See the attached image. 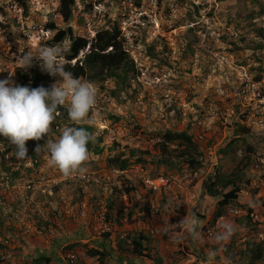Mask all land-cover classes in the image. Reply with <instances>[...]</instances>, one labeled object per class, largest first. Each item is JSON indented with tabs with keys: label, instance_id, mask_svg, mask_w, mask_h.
Instances as JSON below:
<instances>
[{
	"label": "rangeland",
	"instance_id": "rangeland-1",
	"mask_svg": "<svg viewBox=\"0 0 264 264\" xmlns=\"http://www.w3.org/2000/svg\"><path fill=\"white\" fill-rule=\"evenodd\" d=\"M75 3L66 24L58 13L59 0H28L27 13L12 0H0V79L12 75L16 83V69L22 67L18 58L28 51L37 56L54 34L44 28L49 21L90 38L117 24L138 74L126 90L116 89L111 80L91 83L97 102L83 122L102 139V153H89L83 172L64 176L48 166L46 155L29 151L27 142L28 158L11 159L15 146L3 141L9 153L0 147V264H32L41 256L49 257L50 264H69L70 251L77 256L74 264H97L87 251H102L97 244L102 241L109 250L104 264H153L133 256L129 245L119 252L118 241L139 231L149 234L150 251L164 264H230L229 258L247 264L239 251L251 239L264 241L263 232L252 230L264 231V39L256 37V30L264 28V15L258 16L264 0ZM54 124L50 140L58 139L64 128L57 130ZM237 125L250 130L246 140L255 150L247 169L249 185L241 190L240 206L230 205L223 218L209 225L216 200L205 194V185L219 165L224 170L234 166L219 160L217 150L233 138ZM166 131L191 134L202 149L204 167L190 171L152 165L157 134ZM131 149L148 152L142 154L145 167L132 164L124 172L105 168L107 156ZM241 156L238 150L235 157ZM78 174H86V180ZM143 175L167 178L168 188L148 191ZM114 197L120 225L105 220L110 231L105 241L107 232L97 237L95 228ZM231 209L241 214H231ZM248 209L253 211L249 219ZM187 214L197 219L201 238H191L179 224ZM225 220L237 230L218 246L214 235ZM207 230H212L210 237ZM214 248L215 257H209Z\"/></svg>",
	"mask_w": 264,
	"mask_h": 264
},
{
	"label": "trees",
	"instance_id": "trees-1",
	"mask_svg": "<svg viewBox=\"0 0 264 264\" xmlns=\"http://www.w3.org/2000/svg\"><path fill=\"white\" fill-rule=\"evenodd\" d=\"M17 6L27 13L28 0H12ZM222 1V0H216ZM75 0H59L58 13L64 23L68 24L72 18L73 9L75 8ZM264 15V9L261 8V17ZM46 31L53 32L52 37L46 42L45 46H56L62 49L63 55L60 57L66 71H71L76 78L86 80L90 83H104L107 80L114 81L116 89L126 90L130 86V80L138 74L135 63L124 46V37L120 27L113 24L112 27L97 31L93 37L77 35L68 25L66 28H59L53 21H49L44 26ZM256 37L264 39V28L260 27L256 30ZM257 49H261V45H257ZM16 84L21 86H31L33 88L44 86L53 79L47 72L41 70L38 63L33 62V67L26 70L23 67L16 69ZM260 79V78H259ZM258 80V79H257ZM116 90L112 91L115 95ZM118 120V119H115ZM54 126L58 130L66 126L84 127L94 134V127L81 122L70 121L67 108L60 107L54 119ZM159 141L154 145L157 155L155 160L151 161L156 167H164L165 169L185 168L190 171H197L204 167V157L199 143L187 131L173 132L166 131L157 134ZM250 136V130L244 125H237L234 136L223 147H220L217 152L219 160H225L232 165V169H223V165H219L217 170L211 175L205 185V194L216 200L215 209L212 214L209 225H214L220 218H223L225 210L230 205L240 206L239 199L241 190L247 189L250 179L247 176V169L253 166L252 147L247 138ZM48 138L45 135L41 140L27 141L29 151H34L36 148L42 147ZM7 139L0 137V147H4V152L9 153L3 141ZM100 137H93V141L89 143V153L101 154L102 147ZM238 150L242 151L240 159L235 157ZM11 152V151H10ZM147 151L131 149L127 152L117 151L114 155L107 156L105 168L116 171H126L132 164H139L145 167L147 161L142 157V154H147ZM0 158L3 159V153H0ZM15 154L13 152V157ZM235 159V160H234ZM238 160V161H237ZM5 171H8L10 165L7 161H2ZM156 178V177H154ZM117 198L108 200L105 210V220L114 225H120L121 210L119 215L114 209L116 207ZM253 213L252 209L247 210V219ZM258 234L264 233L263 230L257 228L252 229ZM110 231L103 235L105 241L109 238ZM103 247L102 251L97 249L88 250V255L91 258H97V264H104V261L109 258V250L105 247L104 241L97 243ZM152 240L148 233L139 231L131 236L122 238L118 241L119 252L123 253L124 245H129L131 254L137 258H144L151 261L153 264H164L163 259L150 251ZM70 247H68L69 249ZM127 248V247H126ZM230 246H224L223 251H229ZM241 262L247 264H264V241L255 242L253 239L245 243L243 250L239 251ZM49 257H34L32 264H50Z\"/></svg>",
	"mask_w": 264,
	"mask_h": 264
},
{
	"label": "clouds",
	"instance_id": "clouds-1",
	"mask_svg": "<svg viewBox=\"0 0 264 264\" xmlns=\"http://www.w3.org/2000/svg\"><path fill=\"white\" fill-rule=\"evenodd\" d=\"M62 55L61 48L44 46L38 50L37 56L28 51L17 60L26 70L33 67L35 61L42 71L57 77L56 83L50 88L21 86L11 79L12 75L0 79V137L7 138L15 146L14 154L18 160L28 158L27 141H39L47 136L61 106L67 104L70 121L78 123L88 116L97 102L94 86L82 82L71 71H66L60 60ZM93 137L94 134L84 127L66 126L58 139L47 138L42 147L36 148V153L47 156L48 166L64 176H70L85 170L83 165L89 158L88 145ZM179 224L191 238H201L195 216L187 214ZM236 230L234 223L225 220L214 235L216 244L220 246L229 241ZM216 251V248L212 249L209 257H215ZM229 260L230 264H234L231 258Z\"/></svg>",
	"mask_w": 264,
	"mask_h": 264
},
{
	"label": "built area",
	"instance_id": "built-area-1",
	"mask_svg": "<svg viewBox=\"0 0 264 264\" xmlns=\"http://www.w3.org/2000/svg\"><path fill=\"white\" fill-rule=\"evenodd\" d=\"M139 170V169H137ZM77 177L81 180H86L87 175L86 174H78ZM142 183L143 185L148 189V191H151L153 193L155 192H160L162 191V189H167L168 188V183L169 180L165 177H157V178H151L149 176H142ZM231 214H241L240 211L236 210V209H231L229 211ZM254 218V217H253ZM108 230L106 221L103 217L100 218V224L98 228H95V232H96V236L99 237L101 234L106 233ZM206 235L207 236H211L212 235V230H207L206 231ZM67 256V260L69 262V264H74L76 262V253L75 251H70L68 252Z\"/></svg>",
	"mask_w": 264,
	"mask_h": 264
}]
</instances>
